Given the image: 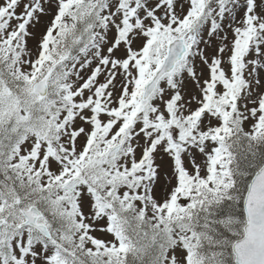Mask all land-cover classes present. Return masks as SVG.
<instances>
[{"label": "snow or ice", "instance_id": "obj_1", "mask_svg": "<svg viewBox=\"0 0 264 264\" xmlns=\"http://www.w3.org/2000/svg\"><path fill=\"white\" fill-rule=\"evenodd\" d=\"M0 264H264V0H0Z\"/></svg>", "mask_w": 264, "mask_h": 264}]
</instances>
